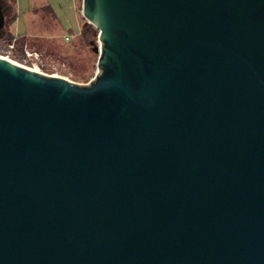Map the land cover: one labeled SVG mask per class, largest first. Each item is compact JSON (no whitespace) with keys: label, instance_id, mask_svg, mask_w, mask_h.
<instances>
[{"label":"water","instance_id":"95a60500","mask_svg":"<svg viewBox=\"0 0 264 264\" xmlns=\"http://www.w3.org/2000/svg\"><path fill=\"white\" fill-rule=\"evenodd\" d=\"M82 13L88 85L0 58V264H264V0Z\"/></svg>","mask_w":264,"mask_h":264},{"label":"rangeland","instance_id":"374dc122","mask_svg":"<svg viewBox=\"0 0 264 264\" xmlns=\"http://www.w3.org/2000/svg\"><path fill=\"white\" fill-rule=\"evenodd\" d=\"M6 35L0 36V56L46 76L88 85L100 74V31L83 16V0H8ZM50 5L53 14L43 11ZM38 11V12H37ZM85 28H91L84 34ZM71 36L67 42L65 38Z\"/></svg>","mask_w":264,"mask_h":264},{"label":"flooded vegetation","instance_id":"af4514ba","mask_svg":"<svg viewBox=\"0 0 264 264\" xmlns=\"http://www.w3.org/2000/svg\"><path fill=\"white\" fill-rule=\"evenodd\" d=\"M0 6L2 7L3 11L5 12L6 15V23L4 28L0 29V36H4L3 32H5L6 35V26H7V14H11L14 11V5H10L8 0H0Z\"/></svg>","mask_w":264,"mask_h":264},{"label":"trees","instance_id":"16d2710c","mask_svg":"<svg viewBox=\"0 0 264 264\" xmlns=\"http://www.w3.org/2000/svg\"><path fill=\"white\" fill-rule=\"evenodd\" d=\"M42 11L40 13H42L43 11L48 12V14H52L53 17L56 19V16L53 14L52 12V8L50 5H46L44 6V8L41 9ZM38 12V11H37ZM91 28H85L84 29V34H88L90 32ZM92 43V42H91ZM92 45V44H91Z\"/></svg>","mask_w":264,"mask_h":264},{"label":"bare ground","instance_id":"6f19581e","mask_svg":"<svg viewBox=\"0 0 264 264\" xmlns=\"http://www.w3.org/2000/svg\"><path fill=\"white\" fill-rule=\"evenodd\" d=\"M0 58H4V59H7V60H9V61H11V62H13V63H15L14 61H12L11 59H9V58H6V57H2V56H0ZM15 64H17V63H15ZM18 65V64H17ZM20 66V65H19ZM31 70H33L34 72H37V70H35V69H31Z\"/></svg>","mask_w":264,"mask_h":264},{"label":"built area","instance_id":"2783aa9c","mask_svg":"<svg viewBox=\"0 0 264 264\" xmlns=\"http://www.w3.org/2000/svg\"><path fill=\"white\" fill-rule=\"evenodd\" d=\"M65 40H66L67 42H70V41L72 40V37H71V36H67V37L65 38Z\"/></svg>","mask_w":264,"mask_h":264}]
</instances>
